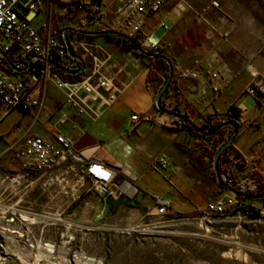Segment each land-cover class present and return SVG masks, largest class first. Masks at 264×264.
I'll list each match as a JSON object with an SVG mask.
<instances>
[{
    "label": "built area",
    "instance_id": "obj_1",
    "mask_svg": "<svg viewBox=\"0 0 264 264\" xmlns=\"http://www.w3.org/2000/svg\"><path fill=\"white\" fill-rule=\"evenodd\" d=\"M43 4H48L50 19L63 17L67 27L53 32L50 26L48 29L38 26L37 18ZM171 4L172 12L178 17L187 11L193 12L196 19L208 27L209 40H229L230 32L207 18L220 9L221 4L216 0L198 9L185 0H27L25 3L0 0V112L6 116L19 108L25 114L33 113L34 123L43 120L55 129L53 140L28 130L7 147L6 152L13 154L17 167L11 171L0 170V264H37L42 261L41 256L51 257L56 253L54 243L36 239L38 215L31 207L24 206L23 195L33 192L39 182L42 181L43 186L52 182L67 184L66 179L72 175L73 201L87 195H94L103 202L119 199L116 171L103 163H87L75 149L74 136L64 129L68 125L70 131L77 129L71 122L73 117L99 120L125 93L129 82L141 69L135 60L141 58L140 53L131 46L130 40L138 43L141 50L167 55L161 41L149 33L148 23ZM159 26L168 31L164 21ZM98 31L120 37L128 47L122 59L118 60L114 53L99 56L101 47L89 41V36ZM69 50L79 59L71 58ZM88 57L92 58L89 64ZM178 76L206 83L196 65L180 68ZM208 76L212 93H220L226 84L224 76L218 70H210ZM48 84L62 92L65 100L45 113ZM245 92L261 101L257 106L264 107L263 84L252 83ZM153 95L156 103L157 93ZM162 107L164 110L157 109L159 113L172 116L166 112L173 111L169 99H163ZM237 109L238 116L231 120L243 125L248 112L244 107ZM215 116L218 115H212L220 118ZM174 118L176 123H183ZM131 119L136 122L140 117L134 115ZM142 120L150 122L153 116L144 115ZM203 126L210 129L207 122H203ZM225 149L220 160L224 186L220 195L206 204L204 215L221 217L238 210L254 220H264V198L239 197L228 189L244 195L249 188L264 185V167L258 165L259 157L246 159ZM158 163L168 178L177 169L164 156L158 158ZM68 193L65 192V196L68 197ZM169 204H157L154 214L161 218L168 216ZM63 214L64 210L58 213L53 225L64 223Z\"/></svg>",
    "mask_w": 264,
    "mask_h": 264
},
{
    "label": "crops",
    "instance_id": "obj_2",
    "mask_svg": "<svg viewBox=\"0 0 264 264\" xmlns=\"http://www.w3.org/2000/svg\"><path fill=\"white\" fill-rule=\"evenodd\" d=\"M219 2L221 8L211 12L207 18L211 23L220 25L222 30L232 31L229 40L224 42L227 48L221 51V66H215L218 50L212 49L205 35L182 54H172L174 51L170 48L175 45V37L171 34L178 28L183 30L189 24L185 15L191 11L178 17L170 9L172 4L166 5L149 21V33L161 41L167 55L168 51L171 52L168 56L172 62L173 75L164 99H169L173 109L178 107L180 115L199 126L208 115L223 116L231 107H244L248 113L245 115L244 124L238 128L232 146L246 159L258 156V165L264 167V107L255 105L252 113L245 107L249 100L255 101L246 94V88L256 82L264 84V0ZM43 11L48 13V4L41 7L37 18L38 26L45 29L50 26L53 32L67 27L65 19L57 16L52 19L49 17L46 26L44 18L41 17ZM171 15L175 20L170 28L166 21ZM162 21L168 31L159 26ZM161 29H164L163 37L156 36V32ZM89 41L101 47L99 56L114 53L120 60L128 52V47L116 34L98 31L89 36ZM231 46L238 50L237 52L248 51L249 56L254 58V65H248L237 52L230 57ZM135 60L140 64V72L129 82L122 97L99 120L73 117L71 122L77 125V129L70 131L71 126L68 125L64 131L71 132L74 136L75 149L87 163H103L116 171L119 198L131 202L145 200L155 206L159 202H169L170 214L204 210L209 200L220 195L217 193L220 192L217 185L209 180L213 170L214 143L212 140L203 141L200 137L190 134L185 125L175 122L174 116L162 115L157 111L153 94L158 95L165 84L169 67L157 59ZM86 62L91 63L92 58H86ZM194 65L202 73L205 84L197 79L178 76L180 68ZM210 70L220 71L226 80L225 86L218 94L211 91L208 76ZM255 74L259 77L255 78ZM60 93L63 101L55 104L52 109L64 102V94ZM44 104L46 106V96ZM14 110L22 111L19 108ZM147 114L153 116L150 122L142 120ZM27 115L31 117V123L25 129L16 131L12 143L28 130L53 140L55 129L52 124L43 120L34 123V114ZM134 115L140 117L136 122L131 119ZM227 135L228 133L225 139ZM243 136L246 141L240 144V138ZM205 151L210 154H205ZM161 156L177 168L170 178L158 163ZM50 185H56L59 189L55 193L57 189L54 188L51 194H62L64 186L61 183L52 182ZM63 207L64 205L60 207L53 204L48 210L58 215L64 210Z\"/></svg>",
    "mask_w": 264,
    "mask_h": 264
},
{
    "label": "rangeland",
    "instance_id": "obj_3",
    "mask_svg": "<svg viewBox=\"0 0 264 264\" xmlns=\"http://www.w3.org/2000/svg\"><path fill=\"white\" fill-rule=\"evenodd\" d=\"M210 1L214 0H185L192 7ZM18 9L23 11L21 6ZM41 17L48 26L49 14L43 11ZM185 17L189 24L171 34L175 37V45L170 48L174 51L172 54H182L200 37L207 36L208 27L192 12ZM174 20L171 15L166 24L171 28ZM163 34L164 29L156 32L158 37ZM208 42L213 50H218L215 66H221V51L227 44L218 39ZM231 48L230 57L238 51ZM237 53L248 65H254V58L248 51ZM62 101L60 91L48 84L44 112L51 111ZM255 105L251 99L245 107L252 113ZM30 123L31 117L20 110L6 116L0 112V170L11 171L17 167L13 154L6 152L7 147L12 144L16 131L25 129ZM245 141L243 136L239 142L244 144ZM71 176L66 179L67 184L62 183L64 190L58 196L51 194L57 189L56 185L43 186L42 181L33 192L23 195L24 206L31 207L38 215L36 239L56 245L55 255L41 256L39 264H264V220H254L238 210L221 217H206L201 210L171 213L161 218L154 214L155 204L145 200L131 202L119 198L103 202L94 195H87L73 201ZM65 192H69L68 197ZM53 204L64 205L61 216L64 223L57 226L53 225L57 214L48 210ZM89 259L91 263H86Z\"/></svg>",
    "mask_w": 264,
    "mask_h": 264
},
{
    "label": "trees",
    "instance_id": "obj_4",
    "mask_svg": "<svg viewBox=\"0 0 264 264\" xmlns=\"http://www.w3.org/2000/svg\"><path fill=\"white\" fill-rule=\"evenodd\" d=\"M130 41H131V44H132L131 46L132 47H134L136 50L140 49V46H139L138 43H135L132 40H130ZM142 51H143V53L139 54V56L141 58H143V59H151V60L153 58H155L157 60H160L162 63H165L166 67L167 66L169 67V73L166 75V79H165V83H166L172 77L170 75V66H172V62L169 59V56L165 55V54H162V53L151 54L148 51H145V50H142ZM82 64H83V61H81V65ZM172 75H173V73H172ZM170 84H171V82L169 81V84H168L167 88L164 90L161 99L159 101H156V103H155L156 109L164 110V108L162 107L163 99L168 94L169 87L171 86ZM252 98L256 101L257 104H261L260 100H258L255 97H252ZM172 112L176 113V114H180L179 110H178V107H174ZM237 116H238V109L236 107H231L223 116H219L220 118H213L212 115H208V116L205 117L203 122H207L208 123V125L210 126L209 130H206L204 128L203 123L200 126L199 125H195L194 123L190 122L188 119H187L186 122L183 121L182 124L186 126V128H187V130L189 131L190 134L200 137V139H202L203 141L204 140H206V141L212 140L213 143H214V146H215L214 147V152H215L214 157H215L217 151L233 136L234 129L231 126H228V123H233L236 126H238V128L242 125V123H237V122H234V121L231 120V118L237 117ZM215 117H218V116H215ZM226 117L228 119H226ZM227 133H228L227 139H225V136H226ZM236 137H237V134L233 136L232 142L225 149V151H229V152L232 151L237 156H241L240 154H238V152L232 146V143L235 141ZM219 144H220V147L217 148V146ZM206 153L210 154L208 151H205V154ZM221 157H222V154H220V156L218 158V169H219L220 175H221V165H220ZM209 180H210V182L212 184H216L217 185V187L219 188V191H220V192H217L218 195H219L221 193V189L224 186V184H220L218 182V180L216 178V173H215L214 167H213V170H212V175L209 178ZM221 180H222V177H221ZM239 192L242 193L241 191H239ZM244 195L246 197H248V198H254V199L264 198V185L263 184H259V185L255 186V187H251V188H249L247 190V192ZM214 199L209 200L208 203L213 201ZM157 204L164 205L165 203L159 202Z\"/></svg>",
    "mask_w": 264,
    "mask_h": 264
},
{
    "label": "water",
    "instance_id": "obj_5",
    "mask_svg": "<svg viewBox=\"0 0 264 264\" xmlns=\"http://www.w3.org/2000/svg\"><path fill=\"white\" fill-rule=\"evenodd\" d=\"M106 33H111V32H106ZM106 33H104V34H106ZM63 40L66 42V37H65V34L63 35ZM138 52L139 53H143V51L141 50V49H138ZM68 53H69V56L71 57V58H75V59H79V57L78 56H76L72 51H68ZM52 64H54L56 67H58V68H60L58 65H56L55 63H53L52 62ZM61 70H63V71H65V72H68V73H71V72H69V71H67V70H65V69H62L61 68ZM170 75L172 76V66H170ZM169 81H170V79L163 85V87H162V89L160 90V92L158 93V95H157V101H159L160 99H161V97H162V94H163V92H164V90L167 88V86H168V84H169ZM168 114H170V115H172V116H175V117H177V118H179V119H181V120H184V121H187V119H186V117L185 116H183V115H180V114H176V113H173V112H170V111H166ZM228 126H231V127H233V129H234V131H233V136L234 135H236L237 133H238V126H236L235 124H233V123H228ZM233 136L217 151V153H216V155H215V157H214V160H213V167H214V170H215V173H216V178H217V180H218V182L220 183V184H223V182H222V180H221V177H220V173H219V169H218V158H219V156H220V154L223 152V150L225 149V148H227L229 145H230V143L232 142V140H233ZM232 193H234L235 195H237V196H239V197H246L245 195H243V194H241V193H239V192H237V191H235V190H233V189H231V188H228Z\"/></svg>",
    "mask_w": 264,
    "mask_h": 264
},
{
    "label": "bare ground",
    "instance_id": "obj_6",
    "mask_svg": "<svg viewBox=\"0 0 264 264\" xmlns=\"http://www.w3.org/2000/svg\"><path fill=\"white\" fill-rule=\"evenodd\" d=\"M92 260V259H91ZM91 260L89 259V260H86L87 262L86 263H88V262H90L91 263ZM37 264H39V262L37 263ZM80 264V263H79Z\"/></svg>",
    "mask_w": 264,
    "mask_h": 264
}]
</instances>
